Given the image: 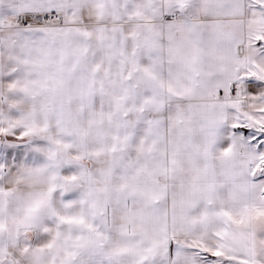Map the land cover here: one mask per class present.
Masks as SVG:
<instances>
[{"label": "snow or ice", "instance_id": "obj_1", "mask_svg": "<svg viewBox=\"0 0 264 264\" xmlns=\"http://www.w3.org/2000/svg\"><path fill=\"white\" fill-rule=\"evenodd\" d=\"M0 264H264V0H0Z\"/></svg>", "mask_w": 264, "mask_h": 264}]
</instances>
